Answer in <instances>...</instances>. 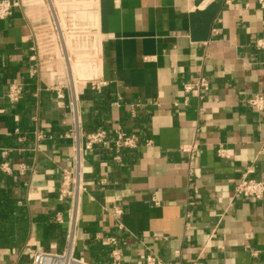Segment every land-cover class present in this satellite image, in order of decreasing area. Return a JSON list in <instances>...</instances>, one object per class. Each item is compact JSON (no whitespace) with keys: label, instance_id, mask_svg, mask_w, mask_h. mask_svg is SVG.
<instances>
[{"label":"crops","instance_id":"obj_1","mask_svg":"<svg viewBox=\"0 0 264 264\" xmlns=\"http://www.w3.org/2000/svg\"><path fill=\"white\" fill-rule=\"evenodd\" d=\"M201 79L208 91H184ZM260 95V0H20L0 20V264L63 250V170L99 130L110 142L83 157L77 257L264 264V198L233 197L244 175L264 182V111L247 105ZM116 129L140 139L118 160Z\"/></svg>","mask_w":264,"mask_h":264},{"label":"built area","instance_id":"obj_2","mask_svg":"<svg viewBox=\"0 0 264 264\" xmlns=\"http://www.w3.org/2000/svg\"><path fill=\"white\" fill-rule=\"evenodd\" d=\"M264 7V0H260ZM20 6V0H0V20L7 19L12 16L13 11L16 7ZM55 28L61 30L59 21L55 19ZM55 29V30H56ZM57 32V31H56ZM60 34V32H57ZM263 45V44H260ZM33 74V72H32ZM54 90H60L59 84L54 86ZM209 90V83L204 80H197L195 82H189L184 84V91L191 93L194 91L203 92ZM23 88L20 84L13 83L10 85L8 92V99L12 103H17L20 100ZM247 105L257 111H264V95L251 97L247 100ZM72 111L76 119V130L78 132L77 123V108L75 103H71ZM39 138L45 137L43 134H38ZM115 138L112 140L115 148V159L118 160L121 157V152L124 149H135L140 144V139L136 135H127L120 129L115 130ZM110 140L108 134L104 130L92 132L86 135V139L83 144L80 143L76 137L75 153L73 155V166L70 169L63 170V176L59 188V200L68 204V229L64 236V248L60 252L43 250L37 252L34 255L32 264H92L82 258L77 257L74 254V245L76 240V225L79 220V208L81 199V183H80V170L82 168V161L84 154L88 151H92L97 145H108ZM150 144V142H148ZM195 146L189 148L193 151ZM8 150L5 151L7 154ZM219 155L224 156L225 149L218 150ZM1 170L4 173H10L11 168L8 163L1 165ZM233 197L246 198L260 201L264 198V182L261 180L251 179L246 175L242 176L236 187L233 190ZM117 213H120L119 211ZM56 220L61 221L58 217ZM156 237V236H155ZM112 257L115 262H118L121 258V252L116 249L112 252ZM146 264H167L162 261L159 257L149 254L146 257ZM193 264H204L198 260Z\"/></svg>","mask_w":264,"mask_h":264},{"label":"trees","instance_id":"obj_3","mask_svg":"<svg viewBox=\"0 0 264 264\" xmlns=\"http://www.w3.org/2000/svg\"><path fill=\"white\" fill-rule=\"evenodd\" d=\"M5 211H7V209H6V210H5V208H4V209H1V206H0V215L3 216L4 213H7V212H5Z\"/></svg>","mask_w":264,"mask_h":264},{"label":"rangeland","instance_id":"obj_4","mask_svg":"<svg viewBox=\"0 0 264 264\" xmlns=\"http://www.w3.org/2000/svg\"><path fill=\"white\" fill-rule=\"evenodd\" d=\"M61 22H63V26H66V25H64L65 23H64V18H62L61 20H60Z\"/></svg>","mask_w":264,"mask_h":264}]
</instances>
